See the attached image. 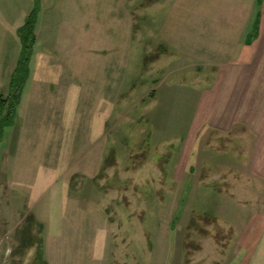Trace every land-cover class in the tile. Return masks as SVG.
I'll use <instances>...</instances> for the list:
<instances>
[{
    "label": "rangeland",
    "instance_id": "374dc122",
    "mask_svg": "<svg viewBox=\"0 0 264 264\" xmlns=\"http://www.w3.org/2000/svg\"><path fill=\"white\" fill-rule=\"evenodd\" d=\"M35 3L0 0L5 95ZM39 3L29 78L0 117V264H264L260 47L245 43L263 6Z\"/></svg>",
    "mask_w": 264,
    "mask_h": 264
},
{
    "label": "trees",
    "instance_id": "16d2710c",
    "mask_svg": "<svg viewBox=\"0 0 264 264\" xmlns=\"http://www.w3.org/2000/svg\"><path fill=\"white\" fill-rule=\"evenodd\" d=\"M39 9L40 3L39 0H36L33 10L28 15L24 25L20 28L19 35L22 42V49L17 67L11 75L10 94L5 95L0 92V117L4 119L2 123L3 127L4 125H10L11 121H13L14 110L18 105L21 90L26 85L30 75V62L36 44L35 28ZM41 257L42 252L39 251L38 259Z\"/></svg>",
    "mask_w": 264,
    "mask_h": 264
},
{
    "label": "crops",
    "instance_id": "0c3cea01",
    "mask_svg": "<svg viewBox=\"0 0 264 264\" xmlns=\"http://www.w3.org/2000/svg\"><path fill=\"white\" fill-rule=\"evenodd\" d=\"M255 2L258 6H263L264 8V0H255ZM262 14L263 18H261L262 15H257V18L253 21L255 33L251 34V36H248L245 43L246 45H250V47L253 49L257 45L260 47V49H257L250 60L251 65H256L257 69L251 73L252 83L250 84L251 90L249 91V94L251 95L250 98L252 106L258 111L262 110L260 112L264 114V69H261L264 67V13ZM230 76L234 77L235 81L234 84H226V88L227 86L232 87L234 89V93H236V96L239 97L244 84L243 80L241 79L243 78V75L236 70L234 74ZM260 105L263 106V109L259 107Z\"/></svg>",
    "mask_w": 264,
    "mask_h": 264
}]
</instances>
